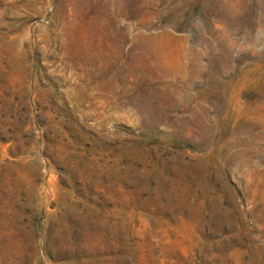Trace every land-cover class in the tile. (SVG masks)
<instances>
[{
	"label": "rangeland",
	"instance_id": "rangeland-1",
	"mask_svg": "<svg viewBox=\"0 0 264 264\" xmlns=\"http://www.w3.org/2000/svg\"><path fill=\"white\" fill-rule=\"evenodd\" d=\"M0 264H264V0H0Z\"/></svg>",
	"mask_w": 264,
	"mask_h": 264
}]
</instances>
